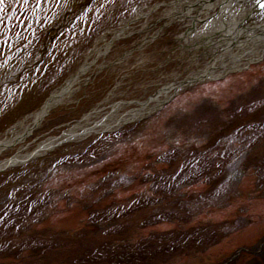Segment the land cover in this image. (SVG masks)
Here are the masks:
<instances>
[{
	"label": "rangeland",
	"instance_id": "374dc122",
	"mask_svg": "<svg viewBox=\"0 0 264 264\" xmlns=\"http://www.w3.org/2000/svg\"><path fill=\"white\" fill-rule=\"evenodd\" d=\"M172 1L0 0V136L142 13L28 140L201 68L206 9L165 19ZM0 264H264V57L0 170Z\"/></svg>",
	"mask_w": 264,
	"mask_h": 264
},
{
	"label": "bare ground",
	"instance_id": "6f19581e",
	"mask_svg": "<svg viewBox=\"0 0 264 264\" xmlns=\"http://www.w3.org/2000/svg\"><path fill=\"white\" fill-rule=\"evenodd\" d=\"M246 1H191L190 5H194L193 9L197 14L203 7L206 9L203 12L204 29L198 33L200 39L197 40L207 48L203 56H209L210 60L204 62V65L195 72L189 73L183 80L163 85L145 99L114 101L106 98L98 106L84 113L79 120L67 124L57 134L47 135L39 140H28L43 115L54 107L68 102L84 84L86 74L108 52L112 42L128 33L133 20L146 14H140L128 25L113 31L111 40L101 43L100 40L97 41L86 53L76 71L52 92L40 109L8 128L0 136V168L21 164L26 159L44 155L64 143L78 142L92 134L118 129L161 109L173 94L186 85L204 79L217 78L230 71H242L260 61L264 57V18L254 21V13L251 10L245 8L236 10V6L239 4L242 6ZM186 2V0H174L168 3L169 7L163 12V18L176 19L187 15L189 10H184ZM156 7L157 5L152 6L150 11ZM213 7L218 8L216 17L208 15V9ZM192 27L195 28L194 21ZM189 35L190 38L192 35Z\"/></svg>",
	"mask_w": 264,
	"mask_h": 264
},
{
	"label": "water",
	"instance_id": "95a60500",
	"mask_svg": "<svg viewBox=\"0 0 264 264\" xmlns=\"http://www.w3.org/2000/svg\"><path fill=\"white\" fill-rule=\"evenodd\" d=\"M44 115H46V113H45ZM44 115H43V117H44ZM41 119H42V118H41ZM2 168H4V167H2ZM2 168H0V169H2Z\"/></svg>",
	"mask_w": 264,
	"mask_h": 264
}]
</instances>
